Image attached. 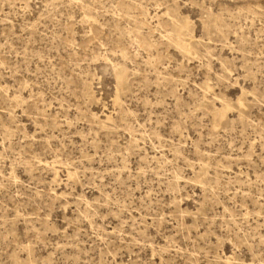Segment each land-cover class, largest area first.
<instances>
[{
	"label": "rangeland",
	"instance_id": "374dc122",
	"mask_svg": "<svg viewBox=\"0 0 264 264\" xmlns=\"http://www.w3.org/2000/svg\"><path fill=\"white\" fill-rule=\"evenodd\" d=\"M0 264H264V0H0Z\"/></svg>",
	"mask_w": 264,
	"mask_h": 264
},
{
	"label": "bare ground",
	"instance_id": "6f19581e",
	"mask_svg": "<svg viewBox=\"0 0 264 264\" xmlns=\"http://www.w3.org/2000/svg\"><path fill=\"white\" fill-rule=\"evenodd\" d=\"M189 29V25L187 23V21L182 20L180 23H176V24H172V29H171V34H170V42L171 44H173L174 46H176L177 48L188 52V50L190 49V44L187 43L186 41H184L181 37L183 36L184 32L187 31ZM194 39V38H193ZM119 83L121 85L125 84V74L122 72L120 74L119 77ZM228 106L227 105H223L222 109L220 110H215L214 111V115H215V124L219 125L221 123V121L225 118L226 116V111L228 110ZM57 176H54V181L57 180L56 178ZM70 177V176H69ZM55 196H58V193H55ZM230 259H226V262H229Z\"/></svg>",
	"mask_w": 264,
	"mask_h": 264
}]
</instances>
